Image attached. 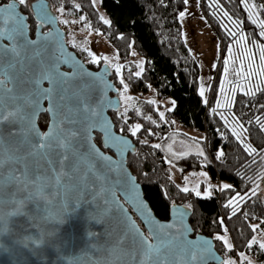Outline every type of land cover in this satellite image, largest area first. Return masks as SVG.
Segmentation results:
<instances>
[{
    "label": "snow or ice",
    "instance_id": "snow-or-ice-1",
    "mask_svg": "<svg viewBox=\"0 0 264 264\" xmlns=\"http://www.w3.org/2000/svg\"><path fill=\"white\" fill-rule=\"evenodd\" d=\"M70 2L81 13L78 20L66 18L71 9H66L65 0H59L58 7L46 4L45 0H0V248H4L6 243L32 249L42 246L46 242L45 236L53 233L36 237L17 234L5 217L30 220L43 210L42 203L46 209L58 193L66 196L74 192L77 197L88 194L93 200H102L105 213L118 210L124 231L117 245L131 234L134 244L141 250V264H146L154 256L159 260L164 248L178 250L179 264H255L246 251H237L224 217L214 221L220 226V231L208 237L198 235L195 239H189L193 227L184 218L193 207L191 203L177 207L173 200L165 207L164 211L169 215L175 214V221L162 222L154 215L151 203L142 196L137 177L128 170L125 156L127 151L136 153L135 147L130 148L131 138H135L139 144L149 143L147 139H140L142 130L148 136L155 135L151 128H145L142 123L130 122L129 116L130 109L136 115L142 114L135 103L137 98L128 94L129 81L133 77L142 78L148 61H135L137 70L130 72L126 80L122 70L129 66L118 62L119 50L115 51L113 57L93 51L89 37L93 32L97 35L103 33L100 28H93L88 14L83 13L81 3L77 0ZM190 2L179 0L180 8L176 10V15L181 22L191 15ZM202 2L232 39L223 59V76L211 112L219 115L224 127L251 157L245 166L249 169L257 166L254 175L242 176L248 182L246 190L243 193L236 191L224 205L230 209L231 219L242 205L254 203L264 192V146L257 147L249 141L246 127V124L254 123L264 130V103L245 104L249 110L255 107L261 112V115H255L246 122L231 112L237 93L250 98L264 94V42H261L264 40V3L238 0L237 7L243 9L247 22L253 26V31L246 33L243 30L244 19L226 10L221 0H194L198 8ZM228 2L232 3L233 0ZM89 3L99 21L111 28V19L99 11L104 0H89ZM159 3L165 8L169 6L166 0H159ZM53 7L54 12L50 10ZM201 19L207 22L203 15ZM225 19L232 27L225 23ZM129 23L134 26L136 21ZM50 24H82L81 30L88 29L89 37L78 41L69 30V38L62 39L63 31L58 27H47ZM30 33L35 38H31ZM117 38L125 39L124 33H118ZM68 45L75 51H67ZM134 45L135 40H130L128 48L132 56H136ZM234 47L239 55L234 53ZM77 52L84 54V60L78 58ZM245 59L247 64L244 63ZM237 60L240 61L238 66ZM61 65H67L69 71H61ZM86 65L94 66L97 70L93 71ZM109 68L114 70L115 81L107 79ZM230 75L233 79H229ZM200 80L198 95L202 98L201 102L207 105L206 92L211 89V83L206 86L203 78ZM45 81L48 87L42 86ZM147 87L151 88V85ZM109 91L114 92L118 99L114 101L110 98ZM43 100H48L47 107H44ZM146 103L156 106L159 119L165 123L166 112L174 111L176 106V101L172 99L169 100L170 108L158 104L155 99H149ZM162 106L165 111L160 110ZM108 109L112 110V117L106 115ZM219 109H228L231 119ZM42 112L49 115L46 130H41L37 124ZM144 119L152 124L157 123L150 115L144 116ZM217 131L221 137H225L224 131ZM203 139L193 138L197 143ZM151 147L160 149L161 144L155 143ZM186 155L187 152L174 154L177 158ZM197 155L207 160L202 147ZM224 155L223 148L217 149L216 159ZM167 162L175 166L173 158H167ZM200 175L206 178L203 192L199 185L192 188L183 186L180 191L192 192L198 198L207 199L213 196L214 191L234 189V185L229 183L214 186L207 172ZM161 196L169 199L165 188H161ZM29 204L35 205L33 212L27 210ZM125 204L130 205L132 211L148 226L147 233L131 218ZM243 215L249 221L251 232L244 248L250 252L257 246L264 253V217L247 212ZM251 219H257L259 223H251ZM20 227L23 229V225ZM5 237L9 239L5 241ZM216 242L221 244L220 252L216 249Z\"/></svg>",
    "mask_w": 264,
    "mask_h": 264
},
{
    "label": "trees",
    "instance_id": "trees-1",
    "mask_svg": "<svg viewBox=\"0 0 264 264\" xmlns=\"http://www.w3.org/2000/svg\"><path fill=\"white\" fill-rule=\"evenodd\" d=\"M48 1L52 6H59V0ZM77 2L82 4L83 13L88 14L93 28H100L101 33L119 50V61L129 66L122 70L126 80L130 72H134L136 69L135 63L130 60L128 48L130 40H135L134 50L143 55L145 60L148 61L145 64V72L142 78L133 77L129 81L131 86L128 94L137 98L135 103L141 109L142 114L136 115L134 110L130 109L129 116L131 117L130 122L142 123L145 128H151L155 135L148 136L142 130L140 139H147L148 144H139L135 138H131L136 146V153L128 154L127 165L132 174L137 177L143 195L151 203L154 214L160 220H166L169 214L164 209L171 201L174 200L177 204L182 205L191 203L193 207L189 218L190 225L193 227L195 234L207 236L221 230L220 226L214 221L219 217H224L225 225L237 251L244 250L255 264H264V253H261L257 246H254L250 252L244 248L251 232L248 228L249 221H246L243 215L247 212L255 214L257 217H264V202H262L264 192L261 193L259 198L255 199L254 203L249 202L242 205L241 210L231 219H229L230 209L224 206L227 199L234 195L236 191L243 193L246 190L248 182L242 176L244 174L254 175L257 166L253 165L251 169L245 166L246 161L250 162L251 157L245 153L243 146L224 127L220 117L210 112L221 63H219L215 72V84H213L208 97V104L205 105L201 102L202 98L198 95L199 65L182 39L181 23L176 15V10L180 8L179 0H166L169 3L167 8L162 7L159 0H118V2L117 0H104L101 7L112 21L111 28L99 21L89 0H77ZM254 2L259 4L264 3V0H254ZM221 3L226 10L244 19L243 30L246 33L253 31V26L246 20V13L242 8L237 7L238 0H233L232 3H229L228 0H221ZM65 7L71 9L66 18L78 20L81 13L75 10L70 0H65ZM202 7L208 20L215 25L216 23L211 19V10L203 2ZM52 9L54 10V7ZM262 18H264V11H262ZM131 20L136 21L134 26L129 23ZM64 27L71 29L72 27H83V25L73 24ZM118 33H124L125 39H118ZM225 38L226 41L231 40L230 37L225 36ZM257 39L259 38L257 37ZM261 42H264V40H261ZM77 55L79 56L78 53ZM113 62L117 61L114 60ZM87 66L96 69L94 66ZM111 72V79L115 81L114 70L111 69ZM149 84L156 90L159 97H171L176 101L175 110L166 112L165 119L167 123L159 119L154 105H148L146 100L141 98L148 91L147 85ZM117 86H119L118 83ZM235 100L236 103L231 112L240 116L245 122L255 115H261L257 108L253 107L249 110L248 107H245V104L264 103V94H258L256 98H250L237 93ZM109 115L112 117L113 112L110 111ZM149 115L157 121L156 124L144 119V116ZM43 119L44 117H40L39 122L42 123ZM172 121L188 129L204 131V143L210 153L209 156L206 154L207 160L199 155H189L180 159L179 164L183 173L201 169L207 170L213 179L234 185L233 190L214 191L213 196L207 199L198 198L192 192L183 193L180 191L169 178L167 159L162 147L160 149L151 147L155 143L162 145V142L168 139L175 124ZM246 127L248 128L249 141L254 146H264V130H261L254 123L251 125L246 124ZM217 129L224 131L225 137H221ZM219 148H223L225 155L218 160L216 159V152ZM237 173H240V175ZM161 188L167 190L169 199L166 200L161 196ZM262 188H264V184H262ZM250 222L259 223V220L251 219ZM216 249L220 252L221 244L219 242H216Z\"/></svg>",
    "mask_w": 264,
    "mask_h": 264
},
{
    "label": "water",
    "instance_id": "water-1",
    "mask_svg": "<svg viewBox=\"0 0 264 264\" xmlns=\"http://www.w3.org/2000/svg\"><path fill=\"white\" fill-rule=\"evenodd\" d=\"M45 3L50 5L48 0H45ZM50 10L54 12L52 8ZM57 27L63 31L62 39H65V31L58 24H50V28ZM66 48L67 51H72L68 46ZM86 67L88 66L86 65ZM61 71H69L68 66L61 65ZM111 75L112 72L109 68L107 79L112 80ZM42 86L48 87L49 84L45 81ZM108 96L114 101L118 99L116 94L111 91ZM42 103L44 107L48 106V100H43ZM110 111L112 110H106V115L109 117ZM38 120L39 116L37 124ZM131 147L136 149L133 142ZM133 153L131 151L125 153L126 162L128 154ZM128 170L130 171L129 167ZM141 193L144 196L142 187ZM123 199L121 196V202ZM181 205L176 203L177 207ZM41 207L43 210L39 214L33 215L30 220H26L24 217L12 219L5 217V219L17 234L32 237L47 233H53V235H46V242L38 249L6 243L4 248H0V264H141L142 253L134 244L131 234L122 244L117 245V241L124 231V227L120 223L121 216L115 209L105 213L102 200H93L92 196L88 194H81L77 197L74 192H70L66 196L58 193L52 198L51 204L46 209H44L43 203ZM124 207L128 209V214L141 230L147 233L148 226L140 216L132 211L130 205L125 204ZM7 210L6 207L5 211ZM27 210L33 212L35 205L29 204ZM190 216L191 210L184 218L188 224H190ZM168 220L175 221V214L169 215L168 219L161 221L167 222ZM20 225H23V229ZM198 235L208 237L204 234H195L193 231L189 234V239H195ZM8 239L9 237H5V241ZM177 251L164 248L161 250L159 260L154 256L146 264H154V261L156 264H179Z\"/></svg>",
    "mask_w": 264,
    "mask_h": 264
},
{
    "label": "rangeland",
    "instance_id": "rangeland-1",
    "mask_svg": "<svg viewBox=\"0 0 264 264\" xmlns=\"http://www.w3.org/2000/svg\"><path fill=\"white\" fill-rule=\"evenodd\" d=\"M99 11L101 13L106 14L103 11L101 6L99 8ZM189 11L191 12V15L186 16L182 22L180 21L181 30H182V39L184 40L185 45L188 48V51L193 57H195L199 65L200 76H199L198 89H199V85L201 82L200 78H203V81L206 86L209 82L211 83V89L206 92L207 98L210 95L213 84H215L216 69L219 63H221L220 72L218 75V81L216 84L214 97H213V101H212L211 108H210V112H211V109L215 106L219 83L223 76V59L227 54V46L228 44L232 43V39L230 41H226L225 36H227V34L220 27V22L216 18H214L213 16L211 17L212 21L216 23L215 25H213L212 22L208 20L207 15L204 14L203 12L202 3H201V6L198 8L195 5L194 0H191ZM201 15H203L206 18L207 22L201 19ZM225 23H228L229 26L232 27L230 22H228L226 19H225ZM81 29L82 27H79V28L72 27L71 29L66 28L67 30L66 39L69 38L68 37L69 30H71L75 34V37L78 41H82L84 40L85 37H89L88 29H84V30H81ZM89 40L91 41L90 47L97 54H105V55H108L109 57H113L115 54V51L117 50L103 34L97 35L95 32H93L92 35L89 37ZM218 44H219V51H218ZM134 51L136 52V56L130 55V60L135 62L139 59H145L143 55L139 54L136 50ZM77 53L79 54L81 59L84 60V54L79 53V52ZM234 53L236 55H239V52L237 51L236 47H234ZM257 60H258V53H257ZM239 63L240 61L237 60L236 65L238 66ZM244 63L247 64L246 59L244 60ZM214 64L216 65L215 68H213ZM136 70L137 69H135L134 71ZM229 79H233V77L230 75ZM141 98L146 101H148L149 99H155L160 105H163L169 108L172 107V105L169 103V100L172 98L171 97H166V98L159 97L156 90L153 87L149 88L148 91L141 96ZM163 106L160 108L161 111H165V107ZM218 111L224 112V115L229 117V119H231V117L229 116L228 109H219ZM173 135H179L181 137L187 136V137H192V138L205 137L204 131L197 130V129H188V128L183 127L179 123H175L173 131L169 135L167 141L162 142V145H161L166 159L173 158L174 160L175 166H172L167 162V167L169 171L168 174H169V177H171V180L173 181V183L177 187L179 186L178 187L179 189L182 188L183 186H188L189 188H192V187L199 185L200 191L203 192L204 187L206 186V178L201 176L200 173L207 172L209 174V172L207 170L201 169L199 171L183 173L181 166L179 164L180 159L186 156H189L191 153H194V152L189 151L188 147H185V148L182 147L183 149L176 148V147L173 148L172 144L170 145L171 148H169V142L171 141L172 138H174ZM203 142H204V139L200 140L199 143L195 142L193 139L191 141V143L197 146V148L202 147L205 151V154H208L209 156L210 153L206 145H204ZM179 149H182V150H179ZM180 152H187L188 155L181 156L178 158L174 156V154H178ZM209 176L211 178L210 182L214 186L220 185L222 183H226L225 181H222V180L213 179V177L210 174ZM262 196L264 198V194H262Z\"/></svg>",
    "mask_w": 264,
    "mask_h": 264
},
{
    "label": "crops",
    "instance_id": "crops-1",
    "mask_svg": "<svg viewBox=\"0 0 264 264\" xmlns=\"http://www.w3.org/2000/svg\"><path fill=\"white\" fill-rule=\"evenodd\" d=\"M174 138L171 139V141L169 142V146L172 144L173 145V148L176 147V148H185V147H188L189 148V151H192L194 153H191L190 155H197V152H198V149L197 146L193 145L191 143L192 141V137H181L179 135H173ZM167 141V140H166ZM204 143V142H203ZM205 145V143H204ZM182 148V149H183ZM182 149H179V150H182ZM164 152V151H163Z\"/></svg>",
    "mask_w": 264,
    "mask_h": 264
},
{
    "label": "flooded vegetation",
    "instance_id": "flooded-vegetation-1",
    "mask_svg": "<svg viewBox=\"0 0 264 264\" xmlns=\"http://www.w3.org/2000/svg\"><path fill=\"white\" fill-rule=\"evenodd\" d=\"M47 27H50V25H48ZM59 27H61L64 31H65V39H66V27H64V26H61V25H59ZM68 29V28H67ZM45 30H47V28L45 29ZM30 37L31 38H35V36H34V34H31L30 33ZM68 47H69V49L70 50H72V51H75L74 49H72V48H70L71 46L70 45H68ZM78 56V55H77ZM80 59H81V57L80 56H78ZM81 60H83V59H81ZM63 69H65V68H63ZM94 70H96V69H94ZM46 85V84H45ZM40 117H44V119L42 120L43 122L41 123V122H39V120H38V124H39V127H40V129L41 130H46V127H47V124H48V122H49V115H48V113H46V112H44V113H41L40 115H39V118Z\"/></svg>",
    "mask_w": 264,
    "mask_h": 264
}]
</instances>
